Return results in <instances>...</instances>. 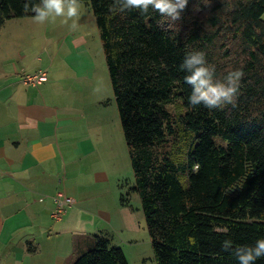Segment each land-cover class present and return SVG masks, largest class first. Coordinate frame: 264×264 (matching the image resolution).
I'll return each mask as SVG.
<instances>
[{"label":"trees","instance_id":"16d2710c","mask_svg":"<svg viewBox=\"0 0 264 264\" xmlns=\"http://www.w3.org/2000/svg\"><path fill=\"white\" fill-rule=\"evenodd\" d=\"M80 1L96 20L134 173L120 202L139 194L156 264H238L222 242L264 238V0H188L175 22L151 9L113 15V0ZM24 3L0 0V27L32 16ZM189 51L203 52L218 80L243 72L232 104L187 103L179 66ZM91 243L71 264H129L108 236Z\"/></svg>","mask_w":264,"mask_h":264},{"label":"crops","instance_id":"0c3cea01","mask_svg":"<svg viewBox=\"0 0 264 264\" xmlns=\"http://www.w3.org/2000/svg\"><path fill=\"white\" fill-rule=\"evenodd\" d=\"M94 20L79 13L72 30L23 16L0 27V264H71L94 235L130 264L149 259V234L147 246L132 237L144 215L120 202L117 116L95 80ZM39 70L46 81L23 83ZM58 198L70 202L56 219Z\"/></svg>","mask_w":264,"mask_h":264},{"label":"clouds","instance_id":"9594fccd","mask_svg":"<svg viewBox=\"0 0 264 264\" xmlns=\"http://www.w3.org/2000/svg\"><path fill=\"white\" fill-rule=\"evenodd\" d=\"M204 2L205 5L208 4L207 0ZM187 4L188 0H113L109 11L116 15L137 10L146 15L151 9L167 21L175 22L180 19ZM23 10L25 13L31 12L32 19L37 24L54 23L59 18L62 24L75 30L80 0H39V3L25 0ZM179 67L185 72L184 83L191 87V93L187 98V103L191 107L203 105L212 110L234 102L243 76L240 69L230 70L222 80H218L215 78L214 66L208 64L205 54L201 51L186 52ZM198 168L199 165H194L193 170L196 171ZM222 249L231 252L238 264H255L256 260L264 258V238H258L254 244L238 247H233L231 240H224Z\"/></svg>","mask_w":264,"mask_h":264},{"label":"rangeland","instance_id":"374dc122","mask_svg":"<svg viewBox=\"0 0 264 264\" xmlns=\"http://www.w3.org/2000/svg\"><path fill=\"white\" fill-rule=\"evenodd\" d=\"M80 14L85 16V13L92 14V8L89 3L85 1H80ZM44 25V24H43ZM96 20L93 22V28H91L93 31L91 33V40L94 44V53H95V80L96 83L99 86V90L103 93L105 97V101H108V97H110L114 102V112L117 116V131H115V134H117V171L120 172V177L118 182L125 184L126 181L130 182L129 185H127L122 191H126L127 187H130L132 183L134 182V173L131 167V161L129 157V151L128 146L125 142L122 127L120 124L118 109L116 107V103L114 100V95L111 87L110 82V76L108 74V69L106 65L105 55L102 48V43L99 36V30L96 26ZM62 26H66L62 24ZM85 25H81V29H85ZM107 96V97H106ZM180 102L178 99L174 100L172 103L168 104L167 107L173 114H177L181 110L180 108ZM120 188V187H119ZM129 205L133 208H136L138 211V215L140 219H142L143 209L141 206V199L137 192L131 191L129 194ZM145 218L143 217V220ZM145 221V220H144ZM143 224V222H142ZM133 236H137V240L140 244V246H147L149 244L148 240V231L146 228V222L143 224L141 231L138 234H133ZM119 240V237L117 236V242ZM147 256L149 259L146 260V264H156L153 251L152 249L148 250ZM130 264V263H129ZM136 264V263H133Z\"/></svg>","mask_w":264,"mask_h":264},{"label":"built area","instance_id":"2783aa9c","mask_svg":"<svg viewBox=\"0 0 264 264\" xmlns=\"http://www.w3.org/2000/svg\"><path fill=\"white\" fill-rule=\"evenodd\" d=\"M21 80L25 84H30V85H39L42 82L47 80V73L44 70H39L35 73H25L22 75ZM70 199L69 198H64V199H57V205L53 211V217L56 219H59L62 215V213L65 210V203H69Z\"/></svg>","mask_w":264,"mask_h":264}]
</instances>
